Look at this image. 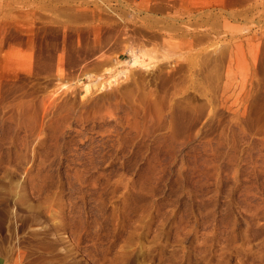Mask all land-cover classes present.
Segmentation results:
<instances>
[{
    "label": "rangeland",
    "instance_id": "1",
    "mask_svg": "<svg viewBox=\"0 0 264 264\" xmlns=\"http://www.w3.org/2000/svg\"><path fill=\"white\" fill-rule=\"evenodd\" d=\"M0 264H264V0H0Z\"/></svg>",
    "mask_w": 264,
    "mask_h": 264
}]
</instances>
